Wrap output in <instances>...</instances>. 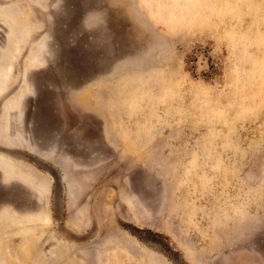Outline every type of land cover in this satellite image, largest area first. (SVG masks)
I'll return each mask as SVG.
<instances>
[{"label": "rangeland", "instance_id": "obj_1", "mask_svg": "<svg viewBox=\"0 0 264 264\" xmlns=\"http://www.w3.org/2000/svg\"><path fill=\"white\" fill-rule=\"evenodd\" d=\"M0 264H264V0H0Z\"/></svg>", "mask_w": 264, "mask_h": 264}]
</instances>
